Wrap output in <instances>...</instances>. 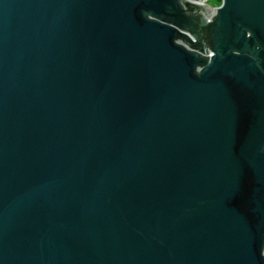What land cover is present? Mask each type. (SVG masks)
Returning a JSON list of instances; mask_svg holds the SVG:
<instances>
[{"label":"water","instance_id":"95a60500","mask_svg":"<svg viewBox=\"0 0 264 264\" xmlns=\"http://www.w3.org/2000/svg\"><path fill=\"white\" fill-rule=\"evenodd\" d=\"M0 264H264V0H0Z\"/></svg>","mask_w":264,"mask_h":264},{"label":"rangeland","instance_id":"374dc122","mask_svg":"<svg viewBox=\"0 0 264 264\" xmlns=\"http://www.w3.org/2000/svg\"><path fill=\"white\" fill-rule=\"evenodd\" d=\"M212 0H202V3L209 6L210 8H215L217 6H215L214 4L211 3Z\"/></svg>","mask_w":264,"mask_h":264},{"label":"trees","instance_id":"16d2710c","mask_svg":"<svg viewBox=\"0 0 264 264\" xmlns=\"http://www.w3.org/2000/svg\"><path fill=\"white\" fill-rule=\"evenodd\" d=\"M211 3L218 7L221 4V0H212Z\"/></svg>","mask_w":264,"mask_h":264}]
</instances>
